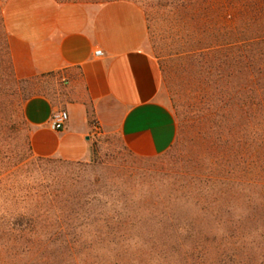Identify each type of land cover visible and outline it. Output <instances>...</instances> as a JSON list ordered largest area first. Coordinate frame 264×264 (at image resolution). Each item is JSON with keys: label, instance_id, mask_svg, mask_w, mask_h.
Returning a JSON list of instances; mask_svg holds the SVG:
<instances>
[{"label": "rangeland", "instance_id": "1", "mask_svg": "<svg viewBox=\"0 0 264 264\" xmlns=\"http://www.w3.org/2000/svg\"><path fill=\"white\" fill-rule=\"evenodd\" d=\"M0 1L3 16L10 0ZM122 1L144 13L176 139L165 153L140 157L118 134L96 132L88 161L34 163L21 157L24 98L57 99L62 83L14 75L20 82L0 89V101L20 103L21 133L10 158L0 154V264H264V123L235 93L242 72L255 69L242 71L232 56L254 52L257 19L245 24L240 0L232 8L226 0ZM236 137L232 170L226 146Z\"/></svg>", "mask_w": 264, "mask_h": 264}, {"label": "crops", "instance_id": "2", "mask_svg": "<svg viewBox=\"0 0 264 264\" xmlns=\"http://www.w3.org/2000/svg\"><path fill=\"white\" fill-rule=\"evenodd\" d=\"M9 4L3 20L16 78L51 75L62 83L57 99L34 95L22 104L33 156L88 161L94 124L103 135L118 134L136 156L160 155L172 146L177 126L160 95L161 74L146 50L139 6L122 0ZM57 110L69 116L61 131L48 126Z\"/></svg>", "mask_w": 264, "mask_h": 264}, {"label": "trees", "instance_id": "3", "mask_svg": "<svg viewBox=\"0 0 264 264\" xmlns=\"http://www.w3.org/2000/svg\"><path fill=\"white\" fill-rule=\"evenodd\" d=\"M226 4L229 5L231 8L235 4L233 0H226ZM239 1V0H235ZM239 3L245 5H242L243 11H241L242 19L250 22L251 20H256L258 22V26L256 29V33L252 38H249V42H253L252 46L254 49V52H239L238 51L233 53L232 56L235 60L234 62L236 65L240 66L242 71L245 69H249L251 64V69H255L253 75L249 73H244L240 75L241 78L245 81L244 84L241 86V88L238 90L236 89L235 93L243 98L241 99V103L244 105L243 107L245 109V114L249 111L250 117L253 119H256L260 123H264V0H240ZM0 30L2 36V41L0 42V89H5L4 84L10 83V84H17L20 82V80H17L14 76L11 60L9 57V50L7 45V39H6V31H5V25L3 21L2 16V10H1V1H0ZM249 66V67H248ZM33 79V78H32ZM30 80V79H27ZM24 81V80H23ZM26 81V80H25ZM250 92L251 97H245V92ZM237 95H234L236 97ZM32 96V95H31ZM31 96H27L24 98V100L30 98ZM20 107V103L17 100H14L12 102H7L6 100L0 101V138L3 139L8 145V147L5 145L7 149L1 148L0 146V154L1 156H7L10 158V154L7 152L9 151L12 153V150L10 149L11 144L15 145L18 141V138L20 137V129L16 127V121L18 116H16V109ZM230 113L229 118H232V110H228ZM22 115V114H21ZM91 115V114H90ZM246 116V115H244ZM22 117V124H26L23 116ZM225 120V117H223ZM231 120H228L227 124L230 125V136H237V132L233 134L232 131L233 127L230 124ZM92 119H90V123H92ZM232 133V134H231ZM264 138V137H263ZM237 142V137L233 143L230 142L226 146V153H228V158L230 159V164L227 165V167L230 169H234L237 165V159L234 149V143ZM16 153H14L15 155ZM20 155V154H19ZM21 157L25 159H31L34 163H49L52 162L54 159L50 157H35L32 154L31 147H30V141H29V133L25 136V144H24V153L21 154ZM5 163L3 161H0V171L4 170L6 166H4Z\"/></svg>", "mask_w": 264, "mask_h": 264}, {"label": "built area", "instance_id": "4", "mask_svg": "<svg viewBox=\"0 0 264 264\" xmlns=\"http://www.w3.org/2000/svg\"><path fill=\"white\" fill-rule=\"evenodd\" d=\"M95 55H101V51L96 50ZM68 119H69V116H68L67 111L57 110L51 115L48 121V126L52 130L61 131L65 128L68 122ZM93 129L95 132H99L98 127L95 124L93 125Z\"/></svg>", "mask_w": 264, "mask_h": 264}]
</instances>
